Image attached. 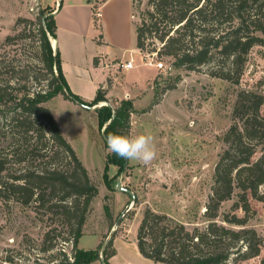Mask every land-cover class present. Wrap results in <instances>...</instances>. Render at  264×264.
<instances>
[{
	"label": "trees",
	"instance_id": "1",
	"mask_svg": "<svg viewBox=\"0 0 264 264\" xmlns=\"http://www.w3.org/2000/svg\"><path fill=\"white\" fill-rule=\"evenodd\" d=\"M149 6L136 28L137 48L144 51L147 39L158 40L162 46L151 52H156L159 60L171 57L177 68L196 71L212 64V76L238 84L252 48L264 46V0H149ZM51 10L40 13L36 21L19 18L24 32L30 24L35 26L39 60L48 76L31 74L30 66L17 70L9 64L10 74L4 77L1 67L8 64L0 62V198L27 206L41 205L47 196L55 200V205L63 207L62 215L71 234L68 241L74 247L72 261L68 256L55 264H90L100 259L102 244L95 250H84L78 248V241L99 190L44 104L63 95L95 106L108 100L112 83L108 79L107 87L101 86L91 102L71 91L59 49L55 51L51 42V38H57ZM45 14L48 15L44 24ZM6 40L11 43L14 36ZM26 79L37 88L28 86ZM263 106L264 93L247 89L238 92L232 124L221 138L225 147L216 163L205 203L203 217L208 223L189 229L168 214L147 208L137 231V245L143 256L168 264H244L253 259L264 264V236L248 226L257 214L251 199L264 203V193L260 191L264 185ZM95 110L100 127L106 125V147L108 135H129L131 114L135 111L131 100H122L115 108L102 105ZM65 159L63 166L60 160ZM124 164L125 158L115 153L106 155L104 181L109 189L116 186L115 176L108 174L110 166H118L120 174ZM230 200H234L230 209L221 211ZM104 210L112 221L108 204ZM48 236L49 233L45 240ZM54 246L52 243L43 250H52ZM114 253L111 239L103 253L107 264ZM62 254L66 256L63 251ZM8 261L12 262L11 258Z\"/></svg>",
	"mask_w": 264,
	"mask_h": 264
},
{
	"label": "rangeland",
	"instance_id": "2",
	"mask_svg": "<svg viewBox=\"0 0 264 264\" xmlns=\"http://www.w3.org/2000/svg\"><path fill=\"white\" fill-rule=\"evenodd\" d=\"M56 2L0 0V62L8 64L1 67L2 76L10 74L11 65L17 70L30 66L31 74L40 78L48 76L39 60L41 54L35 26L30 24L24 32V24L19 22V18L36 21L40 13L52 11ZM149 8V0H133V18H130L125 41L116 46L110 44L113 49H126L127 55L137 49L135 25L141 24ZM100 20L102 33H108L104 20ZM23 34L27 37L24 38ZM8 36H14L11 43L6 40ZM146 44V50L137 51L135 64L147 62L154 65L159 60L156 52L151 51L160 48L162 43L147 39ZM160 60L163 67L154 65L152 78L138 84L136 91L132 92L134 95L122 99L131 100L135 110L131 114L129 136L151 134L156 157L148 165L128 159L124 172L118 174V166L113 165L108 172L110 177L115 176L113 186L120 180L123 188L136 195L137 203L131 202L130 193L120 191L116 186L109 189L105 184L106 155L112 152L105 146L103 133L106 125L100 127L99 113L73 100H65L61 95L44 104L55 114L63 135L99 190L83 226L84 234L102 231L105 237L104 232L112 229L111 223L115 224L124 214L112 239L116 235L132 236L137 233L147 208L166 213L185 223L189 229L202 228L208 223L203 217L205 203L214 181L216 163L225 147L221 138L232 124L238 92L247 89L264 93V46L252 48L238 84L212 76L209 73L212 64L194 71L175 67L171 57ZM121 73L118 69L115 76L119 77ZM27 82L33 90L37 88L32 80ZM120 92L119 87L116 93ZM122 100L108 98L102 105L110 104L115 108ZM97 105L102 106L100 102ZM60 162L64 166L67 160ZM260 191L264 193V185ZM233 201L224 203L221 211H228ZM251 203L257 214L248 226L264 236V203L255 199H251ZM105 204L110 207L112 221L106 216ZM129 204L132 207L125 212ZM62 209L48 196L41 205L34 203L28 206L0 198V264H55L68 256L72 261L74 247L68 241L71 238L69 223L62 215ZM47 233L48 240H45ZM80 241L81 247L86 248L93 245L95 238L85 235ZM52 243L55 245L52 250H43ZM10 258L12 262L8 261ZM244 264H259V259Z\"/></svg>",
	"mask_w": 264,
	"mask_h": 264
},
{
	"label": "crops",
	"instance_id": "3",
	"mask_svg": "<svg viewBox=\"0 0 264 264\" xmlns=\"http://www.w3.org/2000/svg\"><path fill=\"white\" fill-rule=\"evenodd\" d=\"M56 1L52 5L57 25V38L54 40L60 52L63 74L73 93L91 102L96 97L98 89L101 86L106 88L107 81L110 79L112 85L108 88L107 97L122 100L128 95H134L132 92L136 91L138 84L152 78L155 67L153 64L143 62L135 64V67L131 69L122 67V64L128 60H135L138 48L129 52L128 55L126 49L124 51L113 49L115 44H123L125 41L130 18H133V0ZM101 18L109 30L108 33L101 31ZM118 69L122 73L116 77L115 72ZM119 87L121 92L116 93ZM61 96L65 100H70ZM102 104L101 102L100 105ZM110 231L111 229L108 228L104 232L105 237L102 231L85 233L83 236H94L95 242L91 247L83 248L80 241L83 236H81L78 248L97 249ZM113 248L115 253L108 259L110 264H168L155 262L143 256L137 245V233L132 236L116 235L113 239ZM90 264H103L101 255L100 259Z\"/></svg>",
	"mask_w": 264,
	"mask_h": 264
},
{
	"label": "clouds",
	"instance_id": "4",
	"mask_svg": "<svg viewBox=\"0 0 264 264\" xmlns=\"http://www.w3.org/2000/svg\"><path fill=\"white\" fill-rule=\"evenodd\" d=\"M107 146L109 152L145 165L150 164L157 154L154 138L148 133L135 136L110 134L107 136Z\"/></svg>",
	"mask_w": 264,
	"mask_h": 264
},
{
	"label": "water",
	"instance_id": "5",
	"mask_svg": "<svg viewBox=\"0 0 264 264\" xmlns=\"http://www.w3.org/2000/svg\"><path fill=\"white\" fill-rule=\"evenodd\" d=\"M52 14H55V12H52ZM47 15H48V14H45L44 17H43L44 24H45V18H46ZM52 46H53V44H52ZM53 47H54V50L56 51V50H57V48H56L57 46L55 45V46H53ZM75 102L78 103V104H80V105H82L83 107H85V108H89V109H96L97 107H99L98 105H96V106H88V105H85V104L81 103V102H80L79 100H77V99H75ZM113 117H114V115H113ZM127 166H128V159H125V164H124V170H123V172L127 169ZM116 187H117V189L120 190V191H126V192L130 193L131 196H132V202H135V200H136V195H135L130 189H128V188H123L122 185H121V181H120V180H118ZM131 207H132V204H129V205L127 206L125 212H128V211L131 209ZM204 211H205V209H204ZM123 217H124V214L121 215V216L117 219V221L115 222L114 226L112 227L110 233L108 234V236L106 237V239H105L104 242L102 243V246H101V257H102V262H103V264H107V262H106V261L104 260V258H103V253H104V251H105V249H106V247H107L109 241L112 239V237H113V235H114V232L116 231L117 227H118L119 224L121 223Z\"/></svg>",
	"mask_w": 264,
	"mask_h": 264
},
{
	"label": "built area",
	"instance_id": "6",
	"mask_svg": "<svg viewBox=\"0 0 264 264\" xmlns=\"http://www.w3.org/2000/svg\"><path fill=\"white\" fill-rule=\"evenodd\" d=\"M154 65L156 67H158V68H162L163 67V62L161 60H157ZM122 67L127 68V69H131V68L135 67L134 59L128 60L125 64H122ZM109 106L112 107V105H110V104H109Z\"/></svg>",
	"mask_w": 264,
	"mask_h": 264
},
{
	"label": "bare ground",
	"instance_id": "7",
	"mask_svg": "<svg viewBox=\"0 0 264 264\" xmlns=\"http://www.w3.org/2000/svg\"><path fill=\"white\" fill-rule=\"evenodd\" d=\"M51 40H52V44H53V46H55V45H56L55 40H54L53 38H51Z\"/></svg>",
	"mask_w": 264,
	"mask_h": 264
}]
</instances>
